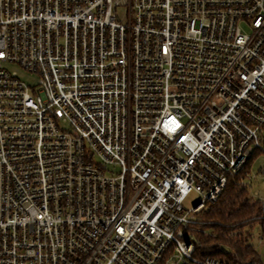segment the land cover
I'll return each instance as SVG.
<instances>
[{
    "label": "built area",
    "instance_id": "obj_1",
    "mask_svg": "<svg viewBox=\"0 0 264 264\" xmlns=\"http://www.w3.org/2000/svg\"><path fill=\"white\" fill-rule=\"evenodd\" d=\"M259 156L264 0H0V264H228L187 229Z\"/></svg>",
    "mask_w": 264,
    "mask_h": 264
},
{
    "label": "trees",
    "instance_id": "obj_2",
    "mask_svg": "<svg viewBox=\"0 0 264 264\" xmlns=\"http://www.w3.org/2000/svg\"><path fill=\"white\" fill-rule=\"evenodd\" d=\"M258 225L264 237L262 201L252 198L230 179L217 201L202 211L187 233L195 245L196 258L228 264H264L251 243L252 230Z\"/></svg>",
    "mask_w": 264,
    "mask_h": 264
},
{
    "label": "rangeland",
    "instance_id": "obj_3",
    "mask_svg": "<svg viewBox=\"0 0 264 264\" xmlns=\"http://www.w3.org/2000/svg\"><path fill=\"white\" fill-rule=\"evenodd\" d=\"M248 28L249 27L247 25H245V24L243 25V29L245 31H247ZM5 65H6L7 69L13 75L17 76L18 78L27 82L28 84L35 85L39 82L40 78H39L38 74L25 70L19 64L6 63ZM263 166H264V156H259L258 158H256V160H254V161L252 160L249 163V166L247 168V171L250 173V176H252L254 178L253 179L254 184L252 186V190L251 191L247 190V192L249 193V195L252 198H255V199L264 198V179L258 177V173L260 172V170L262 169ZM256 192L259 193V198L255 197L253 195ZM197 199H198V194L195 192L191 193L189 195L188 200L186 201V206H188V207L192 206ZM201 213H199L198 217L201 215ZM262 235L263 234H262V230H261L260 226L259 225L255 226L254 229L252 230L251 243L254 245L255 249L257 250V252L259 253V255L261 256V258L263 259V262H264V237Z\"/></svg>",
    "mask_w": 264,
    "mask_h": 264
},
{
    "label": "water",
    "instance_id": "obj_4",
    "mask_svg": "<svg viewBox=\"0 0 264 264\" xmlns=\"http://www.w3.org/2000/svg\"><path fill=\"white\" fill-rule=\"evenodd\" d=\"M263 209H264V202H263Z\"/></svg>",
    "mask_w": 264,
    "mask_h": 264
}]
</instances>
